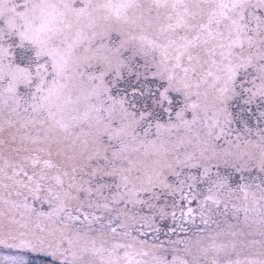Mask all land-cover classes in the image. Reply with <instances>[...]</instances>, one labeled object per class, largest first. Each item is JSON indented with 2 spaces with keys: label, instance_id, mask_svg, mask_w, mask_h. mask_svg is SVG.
I'll list each match as a JSON object with an SVG mask.
<instances>
[{
  "label": "snow or ice",
  "instance_id": "obj_1",
  "mask_svg": "<svg viewBox=\"0 0 264 264\" xmlns=\"http://www.w3.org/2000/svg\"><path fill=\"white\" fill-rule=\"evenodd\" d=\"M0 264H264V0H0Z\"/></svg>",
  "mask_w": 264,
  "mask_h": 264
}]
</instances>
